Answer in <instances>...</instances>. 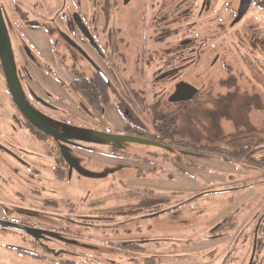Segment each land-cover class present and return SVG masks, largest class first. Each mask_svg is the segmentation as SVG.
Wrapping results in <instances>:
<instances>
[{"label":"rangeland","instance_id":"obj_1","mask_svg":"<svg viewBox=\"0 0 264 264\" xmlns=\"http://www.w3.org/2000/svg\"><path fill=\"white\" fill-rule=\"evenodd\" d=\"M95 1L94 16L101 26H105L100 13L105 1L118 5L113 10V26L120 29L124 44L122 41V46L117 44V56L113 60H100L85 42L70 33L74 37L70 36L72 40L92 59L84 60L56 34L55 28L60 27L62 31L67 28L63 18L54 16L57 11L70 15L75 4L82 10H86L84 7L91 10L92 0H78V3L50 0L44 23L46 34L40 29L27 34L32 43L40 47L36 46L33 51L30 48L31 52L38 56V51L43 49L47 60L40 61L39 67L24 61L27 73L21 85L16 78L19 99L28 114L43 121L41 124L49 123L44 120L47 114L55 120L60 119L59 127L39 125L43 131H50L59 138L67 162V176L56 178L52 159L45 155L34 133L18 125L12 126L8 115L2 117L1 121L5 122L0 121V217L18 220L15 210L25 201L34 202L36 197L43 200L39 202L43 203L41 207L34 206L41 212L37 220L53 227L58 225L53 222L56 215L75 220L84 214H89L88 218L96 215L98 227H78L66 221L67 225H63L81 233L69 245L87 250L90 256L83 257V262L81 257L74 258L76 264H91L92 260L95 264H143L144 259L158 255L163 256V264H191L195 258L200 264H211L207 262L209 252L218 246L203 239L208 226L230 216L237 222L239 219L249 221L251 217L264 218L263 167L251 169L242 163L207 154H178L176 147L169 145L159 148L118 141L114 148L127 155L114 154L111 145L90 132L122 135L125 109H128L130 119H127L132 120L131 124L155 133L150 108L156 106L165 113L177 111L185 117L187 127L199 132L212 126L224 137L236 136L238 132L246 134L248 130L264 135V0H253L248 13L234 26L238 0H209L203 10L202 0H132L128 6H120L119 0ZM41 3L45 5L44 0H39L34 14ZM111 12L109 10V19ZM152 12L166 17L167 22L160 26L168 24L175 32L176 60H164L173 54L169 46L148 48L145 45L147 49H142L143 38L138 30L141 25L145 32L153 35L148 28ZM45 39L53 42L63 60H50L52 47L43 44ZM183 41H189L187 46H180ZM14 48L16 57L18 47ZM145 50L153 53L149 60H144L148 58ZM95 65L110 81L111 100L101 118L69 87L74 70L90 76ZM178 82H186L198 90L191 102L175 105L169 101ZM0 91L7 94L3 86ZM5 94L1 96L0 106L8 105L9 98ZM42 104L52 105L55 110L41 107ZM12 111L16 114L11 107ZM132 154L148 160L136 159ZM255 158L264 160V150ZM26 168L33 173V180H38L35 182L37 188L43 186L46 191L34 193L33 197L28 195L24 200L21 195L26 185L20 183L21 188L18 178L30 185ZM202 192L206 193L202 195ZM153 207L166 212L148 218L146 215ZM175 207L177 209L172 211ZM84 222L81 220V224ZM242 228L246 227L241 225ZM249 231L237 235V250L253 248L254 240L249 238ZM1 233L4 235L0 230ZM59 237L68 236L63 232ZM141 239L147 241L144 251H127L114 245L115 242ZM110 240L113 245L106 246ZM56 241L65 243V240ZM154 241L158 244L152 243ZM2 242L18 244L7 237L0 238ZM223 243L219 250L224 256L235 244L232 240ZM208 244L210 247H206ZM50 245L63 247L55 243ZM199 246L203 250L200 254L190 252L183 257ZM0 251L7 253L2 246ZM9 256L16 263H22L21 258H24L28 259V264H53L20 254ZM237 259V264H248L250 257L238 256Z\"/></svg>","mask_w":264,"mask_h":264},{"label":"flooded vegetation","instance_id":"obj_2","mask_svg":"<svg viewBox=\"0 0 264 264\" xmlns=\"http://www.w3.org/2000/svg\"><path fill=\"white\" fill-rule=\"evenodd\" d=\"M49 1L50 0H44L45 5L41 3V7L39 11H36V13L34 14V10L37 7V3L39 2V0H0V86H3L8 94L7 95L5 94V92L0 91V99L2 94H5V96L9 98V102L7 106L5 105L0 106L1 107L0 121L2 117L8 115L9 119L14 124L12 126L18 125L20 128L26 130L27 132L34 133L36 137L41 141L40 143H42L44 147L45 155L52 159L53 162L52 169L54 171V175L56 176V178L65 179L67 176L66 175L67 162H66V158L62 154L63 149L61 146H59V138L50 131L49 132L43 131L41 127V125L42 126L45 125V124H41L43 121L39 120L36 116H33L31 113L28 114V111L24 109L23 105L20 106L15 102L7 84L5 67H4V63H5L4 58H6L8 66L10 67L12 77L17 87L18 98H19L20 89L17 83V79H19L21 85L22 80L25 78L27 73L26 67L24 65V61L27 60L26 61L27 64H29L28 63L29 61L31 64L33 63L36 67H39L40 61L43 62L47 60V57L45 56L43 49L38 51V56H35L31 52V50L33 51V48H36L37 45L35 46L32 43V41L28 38L27 34L33 32L34 29H40V31L46 34L47 31L46 28L44 27V23H45V17H47V11H48L47 4L49 3ZM64 1L65 0H62V2ZM75 2L78 3V0H75ZM92 2L94 6L91 10H89V7L88 8L84 7L86 10H82L79 4H75L74 10L71 12L70 15L66 14V11H57L54 16L57 18L58 17L63 18L65 20L64 25L67 26V28L65 30L66 32L62 31L60 27L55 28L56 34L58 35V37L63 39V41L67 44V46H69V48L75 51V53L80 55L84 60H92V59L88 57V55L79 47L78 43L74 39L72 40V38H74L75 36H77L81 41L85 42L91 48V50L100 58V60H113V57L117 56V49H116L117 44L118 47L124 44L123 42L124 40L120 38V29L118 27L115 28L113 26L114 25L113 10L118 5L116 4V2L105 1L106 2L105 7L100 8V13L103 14L105 26H101L98 25V22L96 21V18L94 16L97 7L96 1L92 0ZM119 2H120V6H128L132 2V0H130L127 3H124V0H119ZM208 5H209V0H202L200 6L201 9L203 10L206 9ZM251 5H253V0L249 1L245 13L243 14L242 17H240L238 13L240 8V0L237 1L236 17L234 19V22L232 23V26H234L240 19H242L248 13L249 9L251 8ZM109 10L110 12L112 11L111 19L108 18ZM143 19H144V14H142V21ZM166 22H167L166 17H163V15L161 14H156L152 12L148 25V28L150 29V33L153 32L152 36L151 34L145 32L143 26L140 25L138 31L141 37L143 38L141 39L143 43L142 49H147L145 45H147L148 48L149 47L155 48L156 46L157 47L169 46L171 47L172 50L170 52L173 54L172 55L169 54V56L164 57V60H176L177 59L176 52L175 50H173L175 48L174 46L175 43L173 40L175 36V32L169 28L168 24L164 26H160L161 24H165ZM67 31L69 32L68 33L69 35L67 34ZM70 33H72L74 37ZM70 36H72V38ZM167 38H170L169 41H166ZM58 41L59 39L55 41V44H57ZM121 41L123 44H120ZM188 43L189 41H183L181 42L180 46H187ZM43 44L45 46L49 44L52 47L50 50L51 51L50 60H63V58L59 56L60 52L55 50V48L53 47V42L50 43L49 39H45ZM14 47H18L16 57H14V51H15ZM113 49H116V53L113 52ZM167 53L168 52H166V55ZM144 54L148 56V58H145L144 60H149L151 57H153V53L150 51L147 52V50H145ZM162 55L165 56V53H163ZM162 55L161 57H163ZM17 62H20V64L18 65ZM94 67L95 68L92 74L86 77H91L93 75L99 76L108 85L110 90L109 79L106 77V75H104L103 72L97 69L96 65ZM74 71L76 72L78 70H74ZM180 103L183 102H176L171 104L176 105ZM48 106L49 107H46L44 104L41 105V107H44L46 109L50 108L51 111L55 110L54 106L52 105H48ZM11 107L14 109V111H16V114H13V111L12 113L10 112ZM151 107L156 108V106H151ZM104 109L101 110L102 116L104 114ZM41 112H39V115H42ZM56 114L59 115V112H57ZM125 116L126 119L124 124H128V123L131 124L132 120L127 119V118L130 119V113L128 109H125ZM55 119L54 117H51L49 114H47L45 115L44 120L49 121L48 124H50L49 126L53 125L52 128H54L55 126L59 127L57 125L60 124V119L59 120H55ZM1 122L4 123L5 121H1ZM48 124H46L45 126L48 127ZM132 125L136 126L135 124ZM18 134L22 135L21 133ZM152 142L157 144V145H152L154 147L156 146H158L159 148L165 147V144L163 145L160 142H154V141ZM114 145L116 146L117 142L111 143V146H113L112 147L113 150H114ZM175 152H177L178 154H184V151L181 150H175ZM117 153H122L123 155H127L126 153L124 154V152H117L116 150L114 154ZM132 156L139 160L145 158L137 154H132ZM26 170L30 185L27 184L26 181L23 182L18 178L19 184L22 183L26 185V189H23L20 184L24 192V195L23 196L21 195V199L24 200L28 198V195L33 197L34 193H39L42 190L46 191V188L43 186L42 188H37L39 186H36L35 182H37L38 180H33L34 175L29 168H26ZM32 185H35L34 189H32ZM206 192H202V195L205 194ZM11 197H13V195ZM41 201L43 200L38 199L36 197L34 202L33 200L30 199L28 201H25L24 202L25 204H21V206H19V208L15 210L16 211L15 215L18 217V220H15L16 218L14 217L11 218L9 216L4 218L0 217L1 222L14 224L21 228L31 230V232L28 233L26 231L0 226V230L3 231L4 234V235H2V233L0 234V238L2 240H5V237H7L14 242H18V244L16 245L4 243V242L0 243V246H2L5 252H7L6 254H4L2 251H0V264H28V259H24V258H21L23 260V262L21 261L22 263H20V261L18 263L14 261L12 262L9 254H20L23 255L25 258H31V257L38 258L48 262H52L53 264H76L74 258L81 257V261H82L83 257L89 256V254H87L88 253L87 250L77 249L69 245V242L73 241L76 237L79 238L81 233L79 231H71L68 228V226L64 227L63 225H67L65 224L66 221L67 223H74V225H77L78 227L83 226L86 228H94V226L98 227L97 225H95L96 224L95 221H97L99 217L93 215L88 218L89 214H84L77 216L76 217L77 220H75L66 216L61 217L59 215H56L53 218L55 220L53 219L52 220L53 222H55V225L56 224L58 225L57 227H53L54 225H51L49 223L45 224L37 220L40 217L41 212L38 211V209H36L35 207H41L43 205V203H39ZM168 208H172V206ZM156 209L159 208L153 207V211H151L149 215L146 216L148 218H152L157 216L161 212L163 213L166 212V210L164 209L161 210L159 209V211H156ZM175 209H177V207L171 210L175 211ZM81 220H85L84 224H81ZM241 225H244V227L246 228L241 229ZM247 230H250L249 238H252V240H254V246L253 248L251 247V249L237 250L236 237L239 233L244 234V232ZM6 231L8 232L6 233ZM62 231L68 237H59L61 234H63ZM69 237H71L72 240H70ZM203 239L209 241L210 244H215V246H218L214 250L209 252V259L207 260V262L209 263L211 262V264H237L236 262L238 261V259L236 260V258L238 256H246V257L249 256L250 260L248 264H264V258L260 260V257H264V218L262 217H260L259 219L256 217H251L249 221H245V222H243V220L241 219H239V221L237 222L236 218H233L232 216L228 217L227 219H221L217 221L215 224L208 226V229L206 231V236ZM56 240H65V243ZM230 240H232V243L235 244V247L233 249L226 250L225 252L227 254L223 256L221 254L222 250H219V248L222 247V244H224L223 242H227ZM136 242H140V243L138 245H132L131 243L134 242L122 241L119 243L115 242L114 245H116V247H119L122 250L126 249L128 251V249L135 247L139 251L140 250L144 251V245L147 243V241L141 239ZM51 243L59 244L63 247L55 248L52 245H50ZM152 243L158 244V241H154ZM107 245H113L112 240L107 241L106 246ZM202 246L205 247L206 245H202ZM202 246H199L197 248H192L188 252V254L183 257L189 256L190 252H196V253L199 252L198 254H200L203 251ZM206 247H210V245L208 244ZM92 254L94 253L92 252ZM152 258L153 260L151 261L153 264H163V256L158 255V257L154 256ZM220 258L221 260L218 261ZM195 259L196 261L191 264H200V262H198V259L197 258ZM95 263L96 261L92 260L91 264H95ZM149 263L150 260L144 259L143 264H149ZM204 264H206V262Z\"/></svg>","mask_w":264,"mask_h":264},{"label":"trees","instance_id":"obj_3","mask_svg":"<svg viewBox=\"0 0 264 264\" xmlns=\"http://www.w3.org/2000/svg\"><path fill=\"white\" fill-rule=\"evenodd\" d=\"M69 87L80 96L90 111L99 117L102 116L101 110L111 100L108 85L96 75L86 77L83 73L74 71ZM189 102L191 101L183 103L187 104ZM226 105V103L223 104L225 110ZM150 110L152 111V125L155 133H149L128 123L124 124L122 135L160 142L163 145L174 146L176 150L180 149L187 153L222 157L228 161L242 163L251 169L260 167L264 169V160L255 158L259 151L264 150V135L254 134L251 130H248L246 134L238 132L236 136L224 137L220 134V131H217L212 126L208 127L209 129L206 131L199 132L192 127H187L185 125V117L177 114V111L165 113L158 111L155 107H151ZM116 149L114 148L113 152ZM117 152L120 151L117 150ZM141 160L147 161L148 159L145 157ZM242 186L245 187V184ZM156 211H159V209H156ZM130 249L137 250L135 247ZM147 260H150L149 264H153L151 261L153 258Z\"/></svg>","mask_w":264,"mask_h":264},{"label":"water","instance_id":"obj_4","mask_svg":"<svg viewBox=\"0 0 264 264\" xmlns=\"http://www.w3.org/2000/svg\"><path fill=\"white\" fill-rule=\"evenodd\" d=\"M129 1L130 0H124V3H127ZM249 1L250 0H240V8H239V12H238L240 17H242L243 14L245 13ZM4 60H5V63H4L5 74H6L7 84H8L10 93H11L12 97L14 98L15 102L18 105L22 106L20 99L18 98L17 87H16V84H15L14 79L12 77L10 67L8 66L6 58H4ZM197 94H198V90L195 87H193L192 85H190L186 82H178L175 85L174 92L171 94L169 101L172 103L187 102V101L192 100ZM90 135L97 137V138H100V139H103L109 145H111V143H113V142H118V141L132 142V143L151 145V146L157 145L156 143H153L152 141H149V140L125 136V135H113L110 133H97V132H90ZM184 154H192V153L184 152ZM0 226L9 227L11 229H18V230L26 231L28 233L31 232V230H29V229L21 228L17 225L9 224V223H5V222H1V221H0ZM139 243L140 242H134L131 244L132 245H138Z\"/></svg>","mask_w":264,"mask_h":264}]
</instances>
